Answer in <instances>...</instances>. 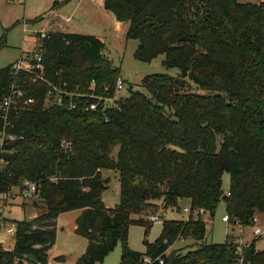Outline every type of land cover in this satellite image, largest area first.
Masks as SVG:
<instances>
[{"label": "trees", "instance_id": "obj_1", "mask_svg": "<svg viewBox=\"0 0 264 264\" xmlns=\"http://www.w3.org/2000/svg\"><path fill=\"white\" fill-rule=\"evenodd\" d=\"M103 4L128 24L126 36L138 40L136 59L150 62L163 54L164 65L180 73L146 75L145 91L131 85L128 96L105 110L102 101L97 109H85L96 98L80 100L75 109L46 106V88L31 85L36 101L14 112L8 126L18 139L0 146L5 160L0 189L36 184L24 201L35 196L39 212L21 221L3 218L17 228L11 249L0 243V264L50 260L57 218L78 209L75 232L88 244L76 264H102L119 242L121 264H139L145 254H165L180 237L192 242L170 252L164 264H239L236 237L206 243V223L191 215L199 208L214 215L224 200L229 223L247 227L264 211V1ZM36 47L52 79L83 92L94 82L96 95L114 93L120 67L105 55V42L96 35L48 31ZM12 66L0 70L1 91L10 88ZM3 123L0 110V127ZM104 170L119 173L120 200L113 207L103 200L110 183ZM225 172L230 174L227 193ZM182 199L192 207L188 220H163L162 233L147 252L130 249L131 224L151 226L149 216L161 209L180 211ZM243 253V264H264L256 240Z\"/></svg>", "mask_w": 264, "mask_h": 264}, {"label": "rangeland", "instance_id": "obj_2", "mask_svg": "<svg viewBox=\"0 0 264 264\" xmlns=\"http://www.w3.org/2000/svg\"><path fill=\"white\" fill-rule=\"evenodd\" d=\"M54 1L56 0H0V42H4V45L0 46V70L23 57L24 53L35 49L37 46L36 33L60 28L70 32L96 35L105 42V55L112 60L115 66L120 67V76L124 79V87L120 92L115 89L114 93H109L105 89L107 93L100 94V96L109 98L110 102L118 103L121 96H128L131 85L134 90L145 91L141 82L146 75L168 73L177 76L180 73L178 68H167L164 65L165 55L163 54L150 62L136 59L134 53L138 47V40L126 36L127 24L122 27L121 31H118L114 22L107 18L98 0H57L60 4L55 7L58 12L56 14L53 11ZM245 1L261 2L264 0ZM55 21H58V25ZM220 142L221 137H219L218 146ZM103 173L106 177H110L109 187L103 192V200L109 207H113L120 200L119 173L114 170H104ZM222 186L227 193L230 188V174L227 172L223 175ZM34 198L35 196L28 201L19 198L15 202L0 203V210L4 216L12 220L31 219L39 212L33 203ZM189 205L188 199H182L180 200V211L168 208L164 211L161 209L159 214L162 215L164 221L174 219L186 221L191 216H200L206 223L204 239L206 243H224L228 234L234 235L239 243L253 241V227H245V233L242 234L237 226L229 223L227 203L224 200L219 204L214 215L208 211L201 214L197 210L194 214L188 215L184 208ZM133 217L138 216L133 215ZM162 230V222H153L151 226L131 224L127 235L128 246L134 251L145 253L148 246L156 242ZM58 240L59 247L67 246L75 241L78 246L82 247L81 250H85L84 246L88 243L86 238L77 233L72 234L67 229L59 230ZM0 241H3L5 247H11L15 242L12 235L5 233L1 234ZM191 242V239L187 241L179 239L170 248L169 253L184 246L187 247ZM256 247L264 250V238L256 240ZM122 250L123 244L119 242L115 249L105 257L102 264H121Z\"/></svg>", "mask_w": 264, "mask_h": 264}, {"label": "built area", "instance_id": "obj_3", "mask_svg": "<svg viewBox=\"0 0 264 264\" xmlns=\"http://www.w3.org/2000/svg\"><path fill=\"white\" fill-rule=\"evenodd\" d=\"M12 1H22V0H12ZM102 3V0H98ZM48 31L38 32L40 36L35 34V40L37 44L39 43L42 37L46 36ZM12 82L10 88L6 91L0 90V110L2 111V117L4 120L3 125L0 127V146L3 148L7 144H11L18 139V135L13 133L8 129V126L11 125V116L14 112H17L23 108H26L33 104L36 101L35 96L30 90L31 85L36 88L45 87V105H60L66 106L69 109H75L78 107L80 100H85L87 98H96L97 102L91 101L84 104L85 109H97L99 103L102 101V110H105L108 107L116 104L115 102H110L104 96L96 95L94 91L93 82L89 88V92L81 91L78 85L70 87L68 82L61 79L54 80L48 74L47 66L43 59V51L38 47H35L33 51L26 52L23 54V57L18 59L13 63L12 66ZM28 82V83H27ZM124 87V79L119 77L117 80L116 91L120 92ZM5 160L0 157V170L3 167ZM36 191V184L26 183V187H12L8 191H2L0 189V203L15 202L16 199L21 198L22 200L28 199ZM12 192V193H11ZM14 192V193H13ZM184 211L189 215L192 212V207L189 205L184 208ZM199 213L204 214L205 210L199 208ZM5 216L0 210V233L7 235H14L17 228V223L9 222L4 223L3 218ZM264 217V211L256 213L253 217V240H259L264 238V223L261 219ZM152 222H163L162 215L157 213L148 217ZM237 226L242 234L245 233V226H243L239 221L231 224ZM0 234V237H1ZM181 241H187L184 237L179 238ZM252 242V241H251ZM251 242L239 243L237 248V254L240 257L239 264L244 263V253L243 248L249 246ZM2 244L3 241H0ZM172 247V246H171ZM4 249H11V247H4ZM170 250V249H169ZM169 250L162 255L152 256L150 254H145L139 264H164L165 257L169 255ZM25 264H53L52 260L46 262L37 261V260H28L25 261Z\"/></svg>", "mask_w": 264, "mask_h": 264}, {"label": "crops", "instance_id": "obj_4", "mask_svg": "<svg viewBox=\"0 0 264 264\" xmlns=\"http://www.w3.org/2000/svg\"><path fill=\"white\" fill-rule=\"evenodd\" d=\"M22 1H26V0H22ZM59 4H60V1H57V0L54 1V3H53L54 14L58 13L56 11L55 7L58 6ZM101 4H102V8H104L103 0H102ZM104 11L106 12L107 18L114 22L118 31H121L122 27L127 24V23H123V22L118 21L115 18V15L113 14V12L108 11L105 8H104ZM55 23H56V25H58V21H55ZM45 31L70 32L67 30H62L60 28L48 29ZM80 213H81L80 209L72 210V211L60 214L59 217L57 218V228H58L57 238H56V242H55L54 246L49 251V259L52 260L53 264H76L77 257L86 250L87 246H84L85 250H81L82 247L78 246L75 241L69 243L67 246H62V247L58 246V244H59V240H58L59 230L64 231L65 229H67V230H70V233L76 234V232H75L76 220H77V217L80 215ZM261 221H262V223H264V217L261 219ZM60 255H65L66 258L64 260H56V257H58ZM23 264H25V263H23Z\"/></svg>", "mask_w": 264, "mask_h": 264}]
</instances>
